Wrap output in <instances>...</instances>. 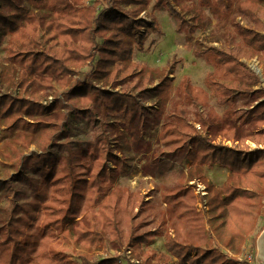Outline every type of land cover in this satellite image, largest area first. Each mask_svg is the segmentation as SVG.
<instances>
[{"label": "trees", "instance_id": "1", "mask_svg": "<svg viewBox=\"0 0 264 264\" xmlns=\"http://www.w3.org/2000/svg\"><path fill=\"white\" fill-rule=\"evenodd\" d=\"M85 1L0 0V129L12 132L0 148V264H255L244 250L264 229V0ZM149 6L178 32L201 27L205 8L220 22L193 50L211 67L204 87L184 77L173 93L172 64L133 61L156 29L139 18ZM137 157L144 177L179 174L159 227L142 233L143 197L117 187ZM216 166L220 186L205 175ZM157 237L165 253L151 249ZM104 242L114 255H98Z\"/></svg>", "mask_w": 264, "mask_h": 264}, {"label": "rangeland", "instance_id": "2", "mask_svg": "<svg viewBox=\"0 0 264 264\" xmlns=\"http://www.w3.org/2000/svg\"><path fill=\"white\" fill-rule=\"evenodd\" d=\"M93 1L94 0L85 1V3L82 5L83 9L86 10L92 5ZM100 1H102L104 7L108 6L106 1ZM203 10L204 18H200L198 20L202 26L198 27L194 32L191 33H188L187 31L178 32L176 20L163 9L153 10L152 7L149 6V8L142 12L139 16V18H141L147 26L150 25L151 20L155 21L156 29L154 30L151 28L147 30L148 33L142 44V50L134 51L133 61L139 65H145L149 68L158 69L165 68L169 64H172L173 69L171 74H169V78L171 80L173 93L178 83L184 77H187L193 86L204 87V78L211 70V67L205 63L203 59L196 57L193 53L195 44L198 41L207 40V38L211 37L210 35L220 26V22H217V19H215L208 8ZM243 23L244 21L242 24ZM4 45L5 43L0 48V61H2L5 56ZM247 64L259 77L262 76L261 67L259 66L256 58L247 61ZM61 91L62 89L56 87L57 94H59ZM14 94H16V92H14ZM52 100L53 99L50 96L48 97L47 101H44L43 103L47 104ZM210 105L214 107V110L219 114H221L224 110V107L216 105L214 100H210ZM75 132L77 137L80 139L86 137L80 129H76ZM11 137V131L1 128L0 148L5 143L4 141L10 139ZM251 147L254 148L255 145H251ZM30 150L36 151L33 146L30 148ZM139 161L140 157H137L133 161V164L138 170H134L128 177L120 178L117 183V187H129L131 191L138 192L139 195L143 197L145 203L144 210L139 212V216H136L134 220V224L140 223V227L137 228L136 231L142 233L159 227L161 221L160 214L166 209V206L161 201V194L166 191L169 186L179 182V174L176 168L177 164H174L175 168H165L166 170L161 175H157L156 177H144L141 175L139 170V167L141 163L144 162V160H141L140 162ZM165 161L166 160H163L166 167L171 165ZM29 172L32 173V171ZM205 175L215 186H220L227 177V171L216 166L212 169H206ZM13 185L15 191V200L18 205L27 204L28 202L33 201L29 185L24 178L15 179L13 181ZM198 190L203 191L204 189L202 186H200L199 189L194 190V195H197ZM198 208L200 209L201 205H198ZM260 219L259 228H261L264 224V208L262 209ZM122 227L124 232L128 231V227L124 224V221L122 223ZM167 227H169V223H167ZM259 228L256 229L257 232L259 231ZM263 231L264 229L255 239V250H253V252L250 250V246L252 245L253 239L257 234L248 240L246 249L244 250V256L247 261H253L255 264H260L257 242ZM171 233H173V231H171ZM151 249L165 253L164 237L155 238L153 244L151 245ZM125 250L126 253H128L130 248L123 246L121 251ZM115 253V250L110 248L109 243L104 242L98 255L105 257L114 255ZM133 262L134 264L139 263L137 260Z\"/></svg>", "mask_w": 264, "mask_h": 264}, {"label": "bare ground", "instance_id": "3", "mask_svg": "<svg viewBox=\"0 0 264 264\" xmlns=\"http://www.w3.org/2000/svg\"><path fill=\"white\" fill-rule=\"evenodd\" d=\"M257 249H258V255H259V262L260 264H264V232L258 239Z\"/></svg>", "mask_w": 264, "mask_h": 264}, {"label": "water", "instance_id": "4", "mask_svg": "<svg viewBox=\"0 0 264 264\" xmlns=\"http://www.w3.org/2000/svg\"><path fill=\"white\" fill-rule=\"evenodd\" d=\"M264 232V231H263Z\"/></svg>", "mask_w": 264, "mask_h": 264}]
</instances>
